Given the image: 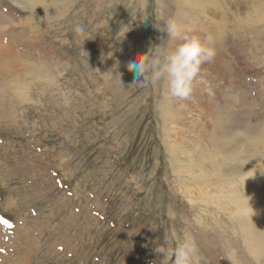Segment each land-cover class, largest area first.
Masks as SVG:
<instances>
[{
	"label": "rangeland",
	"instance_id": "rangeland-1",
	"mask_svg": "<svg viewBox=\"0 0 264 264\" xmlns=\"http://www.w3.org/2000/svg\"><path fill=\"white\" fill-rule=\"evenodd\" d=\"M218 2L224 29L180 0H0V264H163L172 231L264 264V0ZM168 19L217 46L186 100L128 68L184 42Z\"/></svg>",
	"mask_w": 264,
	"mask_h": 264
},
{
	"label": "clouds",
	"instance_id": "clouds-1",
	"mask_svg": "<svg viewBox=\"0 0 264 264\" xmlns=\"http://www.w3.org/2000/svg\"><path fill=\"white\" fill-rule=\"evenodd\" d=\"M160 30L167 33L169 40L182 39L184 42L164 56L153 52L152 48L146 54L138 55L128 65L129 70L135 74L133 83L156 86L166 78L172 97L189 99L193 81L200 76L201 66L214 60L216 50L197 37H183L181 29L172 19L165 21V27ZM73 31L77 36L85 35V27L79 22L74 25ZM208 44H211V37L208 38ZM154 251L163 256V264H201L203 259L195 239L186 231L182 234L172 231ZM224 258L230 264H239L235 253H229Z\"/></svg>",
	"mask_w": 264,
	"mask_h": 264
},
{
	"label": "bare ground",
	"instance_id": "bare-ground-1",
	"mask_svg": "<svg viewBox=\"0 0 264 264\" xmlns=\"http://www.w3.org/2000/svg\"><path fill=\"white\" fill-rule=\"evenodd\" d=\"M180 1H182V3L184 4V5H188L189 7H191L190 8V10H194V11H196L195 9H194V7H197V6H199L200 5V9H202V10H199L200 11V13L201 14H205V15H207L206 14V11L203 9V7L204 8H209L210 6V9H213L214 10V12H218V15H217V17L215 16V14L213 13V15L211 16V26L213 27V28H216V27H220V28H222V29H224V27H225V25H226V21H225V18H224V14H221L222 13V10H221V8L222 7H220V6H218L217 4H214V3H219L218 2V0H180ZM224 4V3H223ZM197 12V11H196ZM233 12V11H232ZM190 14H192V13H190ZM186 17H183V19L184 18H186V19H188L189 18V15L187 16L186 14H184ZM184 15H182V16H184ZM196 17V16H195ZM206 19H207V16H206ZM217 24H218V26H217ZM207 30V29H206ZM221 33V32H220ZM215 48V50H216V58H218V55H217V46H215L214 47ZM10 53L11 54H13V52H11L10 51ZM17 55V54H16ZM15 56V55H14ZM18 56V55H17ZM20 57V56H19ZM219 59V58H218ZM2 65V64H1ZM4 66H5V64H4ZM226 99V98H225ZM226 130H227V128H226ZM219 139V138H218ZM226 140V139H225ZM230 141V140H229ZM208 142H209V140H208ZM216 142V141H215ZM226 142V141H225ZM220 143V142H219ZM225 144V143H224ZM216 145H217V143H216ZM213 146V145H212ZM225 146V145H224ZM216 147H218V145L216 146ZM219 148V147H218ZM229 148V147H228ZM217 149V148H216ZM256 149V148H255ZM226 150V149H225ZM229 150V149H228ZM236 154V153H235ZM238 154V153H237ZM200 155V154H199ZM216 155V154H215ZM201 156V155H200ZM211 156V154L209 155V157ZM217 158V157H216ZM203 160V159H202ZM178 161V160H177ZM176 161V162H177ZM181 162V161H180ZM203 162V161H202ZM204 163V162H203ZM177 164V168H178V166H180V163L179 162H177L176 163ZM213 165H215L214 167L215 168H219L221 165H216V164H213ZM213 167V168H214ZM180 171L181 172H186V173H188L189 171H192V170H190V169H186V170H181L180 169ZM217 171V175L215 174V173H213L214 174V178H216V176H219L220 178H218L217 177V181H220V180H222V179H225L226 180V176L224 175V178H223V176H222V172L220 171V169H217L216 170ZM235 172V171H234ZM235 174H236V172H235ZM252 175H253V173H252ZM249 176H251V175H249ZM249 176H247L244 180H247V178L249 177ZM213 178V179H214ZM228 181H230V179L228 180ZM211 185H213L211 182L209 183V187L211 186Z\"/></svg>",
	"mask_w": 264,
	"mask_h": 264
},
{
	"label": "snow or ice",
	"instance_id": "snow-or-ice-1",
	"mask_svg": "<svg viewBox=\"0 0 264 264\" xmlns=\"http://www.w3.org/2000/svg\"><path fill=\"white\" fill-rule=\"evenodd\" d=\"M0 223H3L5 227H11V225L6 220L0 221Z\"/></svg>",
	"mask_w": 264,
	"mask_h": 264
}]
</instances>
